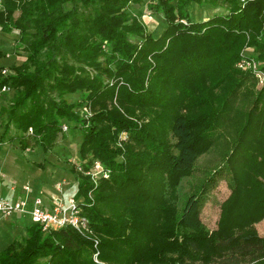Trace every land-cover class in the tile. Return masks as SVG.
I'll return each instance as SVG.
<instances>
[{
  "label": "trees",
  "instance_id": "trees-1",
  "mask_svg": "<svg viewBox=\"0 0 264 264\" xmlns=\"http://www.w3.org/2000/svg\"><path fill=\"white\" fill-rule=\"evenodd\" d=\"M193 4L227 12L195 20ZM143 6L162 16L159 33L142 20ZM0 29L17 30L11 54L25 53L7 74L0 64V89L13 90L0 141L47 156L66 136L64 123L81 133L78 165L99 159L110 170L95 184L71 165L101 261L264 264L256 228L264 219V84L238 65L254 58L264 71V0H0ZM75 93L80 100L65 98ZM226 127L234 135L223 161L179 210L180 181ZM219 174L231 195L209 231L202 198ZM96 249L70 225L32 223L0 251V264H103Z\"/></svg>",
  "mask_w": 264,
  "mask_h": 264
},
{
  "label": "rangeland",
  "instance_id": "rangeland-1",
  "mask_svg": "<svg viewBox=\"0 0 264 264\" xmlns=\"http://www.w3.org/2000/svg\"><path fill=\"white\" fill-rule=\"evenodd\" d=\"M142 20L147 24L148 29L152 32L159 33L164 26V21L161 15L150 12L146 6L142 7ZM192 15L195 20L200 18H206L214 13H223L227 12L225 9L220 7H212L208 4L197 5L193 4L191 7ZM18 31L13 30L10 32H4L0 29V48L6 51L8 54L11 53L13 49V44L17 41ZM244 54L251 55L253 53L252 48H246L243 51ZM20 54H11L7 59H0V64H4L6 68H10L11 64L17 62L20 63L24 59L25 53L21 50ZM258 63V68L261 69L260 63ZM243 70H250L255 78L257 79V87L264 84V79L256 75V72L253 71L251 66H239ZM263 71V70H262ZM264 72V71H263ZM13 95V90H1L0 89V112L2 107L8 105L11 101ZM65 98L68 101H78L81 98V94H66ZM5 116L0 113V134L3 130L2 123ZM13 133L11 130L10 134ZM234 130L232 127H226L224 137L214 144L210 149L205 152H202L196 162V169L192 174L185 175L180 181L177 187V198L174 199V203L177 208L180 210L185 203L189 194L193 191H197L202 186V182L207 178L208 171H212L217 167L224 159L225 152L229 146L230 138L233 137ZM66 136L62 134L56 139L53 149L45 153L40 148V146H31L26 149L24 155L25 162L27 159L42 161L45 168V182L48 184L49 189L45 196H48V193L51 191L52 186L56 181L65 179L64 190L66 196L73 195L76 188V180L74 172L71 169L72 164L80 163V154H79V143L81 140V133L79 131H73L71 128L65 130ZM8 142H1V145H7L9 147L19 148L18 142L10 144ZM4 149V146L1 147ZM3 151V150H2ZM24 152L20 149L19 153ZM22 154V153H21ZM33 164V163H32ZM36 166V165H35ZM37 167V166H36ZM38 168V167H37ZM40 169V168H39ZM206 191L203 194L202 198V207H201V217L206 226V229L209 231L215 229L218 226V220L222 213L224 203L230 198L231 188L228 185L226 176L224 174H219L216 178V181L205 189ZM6 195V193H4ZM256 228L259 233H264V219L256 222ZM99 239V237L97 236ZM94 257V255H93ZM95 259V258H94ZM96 261V260H95ZM106 263V262H105ZM107 264V263H106Z\"/></svg>",
  "mask_w": 264,
  "mask_h": 264
},
{
  "label": "built area",
  "instance_id": "built-area-1",
  "mask_svg": "<svg viewBox=\"0 0 264 264\" xmlns=\"http://www.w3.org/2000/svg\"><path fill=\"white\" fill-rule=\"evenodd\" d=\"M239 66H251L261 79H264V72L258 68V63L254 58H244L238 63ZM4 74L9 72V69L4 68ZM9 86H3L2 90H9ZM82 114L88 116L91 114V108L85 104L81 108ZM63 130H67V124H63ZM32 132V128L29 130ZM1 144V141H0ZM78 169L89 175L96 184L101 177H109L110 170L103 163L96 159L87 170L82 165H78ZM64 180L55 182L53 188L48 193V196L43 194L32 195L31 186L25 183L22 188L24 195L21 198L15 199L5 196L0 192V217H9L15 213L28 214L33 223L39 224L44 231L55 230L65 226H72L85 236H92L95 247L94 258L97 262H101L98 257V242L99 239L94 235L93 228L89 222V218L83 212L81 200L74 195L66 196L64 191ZM90 195V194H89Z\"/></svg>",
  "mask_w": 264,
  "mask_h": 264
},
{
  "label": "crops",
  "instance_id": "crops-1",
  "mask_svg": "<svg viewBox=\"0 0 264 264\" xmlns=\"http://www.w3.org/2000/svg\"><path fill=\"white\" fill-rule=\"evenodd\" d=\"M12 44L14 46V43ZM6 56L12 55L7 53ZM6 56L1 59L7 58ZM2 146L4 149L1 148ZM19 151L18 148L0 144V192L6 193L7 197L18 199L24 195L22 186L28 183L31 186L32 195L43 194L45 196L49 189L45 182L46 175H43L45 168L37 164L38 160H32L33 164L29 159L25 162L21 155H24L27 150L21 152L22 154ZM32 223L28 214L15 213L9 217H0V251L7 247L14 238L26 236L27 228Z\"/></svg>",
  "mask_w": 264,
  "mask_h": 264
}]
</instances>
